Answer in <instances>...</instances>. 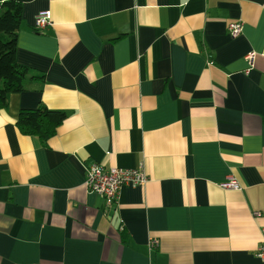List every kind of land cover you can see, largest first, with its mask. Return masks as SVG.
I'll return each mask as SVG.
<instances>
[{
    "label": "crops",
    "instance_id": "obj_1",
    "mask_svg": "<svg viewBox=\"0 0 264 264\" xmlns=\"http://www.w3.org/2000/svg\"><path fill=\"white\" fill-rule=\"evenodd\" d=\"M17 1V63L38 79L0 112V264H263L264 57H245L264 0ZM44 106L69 115L48 145L16 126ZM93 163L148 182L108 208Z\"/></svg>",
    "mask_w": 264,
    "mask_h": 264
},
{
    "label": "trees",
    "instance_id": "obj_2",
    "mask_svg": "<svg viewBox=\"0 0 264 264\" xmlns=\"http://www.w3.org/2000/svg\"><path fill=\"white\" fill-rule=\"evenodd\" d=\"M22 16L23 6L20 2L0 0V112L8 108L10 95L28 91V82L37 77L34 71L17 63ZM68 116L66 111H54L45 106L23 109L16 126L23 134L37 138L42 145H48Z\"/></svg>",
    "mask_w": 264,
    "mask_h": 264
},
{
    "label": "built area",
    "instance_id": "obj_3",
    "mask_svg": "<svg viewBox=\"0 0 264 264\" xmlns=\"http://www.w3.org/2000/svg\"><path fill=\"white\" fill-rule=\"evenodd\" d=\"M52 25L51 13L49 11H41L35 19L36 31H42ZM243 31L242 22H233L228 27L229 34L235 38L239 37ZM257 56L264 57V50L261 53L250 52L245 59L248 62L249 69H252ZM148 182V176L143 169H106L98 163H93L86 169L85 186L91 193H95L104 198L108 208H111L119 199L120 191L125 186L144 187ZM222 189L240 190L241 185L235 177H230L226 181L219 184ZM261 213H254L255 217H260ZM264 233V230H263ZM159 241L152 240L150 248H158ZM257 257L264 264V242L257 250Z\"/></svg>",
    "mask_w": 264,
    "mask_h": 264
}]
</instances>
